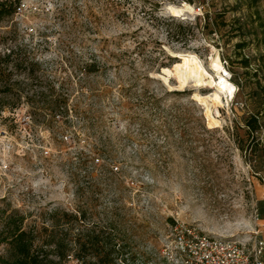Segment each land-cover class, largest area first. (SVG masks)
Instances as JSON below:
<instances>
[{
	"label": "rangeland",
	"instance_id": "obj_1",
	"mask_svg": "<svg viewBox=\"0 0 264 264\" xmlns=\"http://www.w3.org/2000/svg\"><path fill=\"white\" fill-rule=\"evenodd\" d=\"M169 5L184 15L166 12ZM255 11L252 41L246 22ZM181 22L194 30L185 31V44L166 38ZM161 49L194 54L213 76L217 55L242 89L230 82L227 98L195 75L180 77L177 57L158 67ZM9 51L11 91L0 81V264L10 259L6 217L40 225L53 208L82 207L89 221L107 217L124 257L141 264H170L161 248L176 221L226 237L260 229L264 238V0H20L0 21L1 64ZM16 56L29 64L19 66ZM90 63L96 73L85 71ZM51 97L66 98L68 118L43 115ZM137 97L187 108L184 132L158 126L157 111ZM253 114L260 127L251 139L243 123Z\"/></svg>",
	"mask_w": 264,
	"mask_h": 264
},
{
	"label": "trees",
	"instance_id": "obj_2",
	"mask_svg": "<svg viewBox=\"0 0 264 264\" xmlns=\"http://www.w3.org/2000/svg\"><path fill=\"white\" fill-rule=\"evenodd\" d=\"M19 4L20 0H0V21L5 17L14 15ZM205 17L206 21L208 19L207 14ZM257 21H260V16L255 11L251 14L250 20L246 22L250 25L247 30L249 40L256 41L258 38V26L254 29V24H258ZM259 26H263L262 23ZM186 30L193 33V25L177 23L174 29L166 31V38L175 43L185 44L183 38ZM245 40L244 37L234 44V54L245 47L247 44ZM10 53L11 51L7 57H3V61L1 60L3 63H0V81H3L4 90L7 91H11L10 87H12V84L9 83V73L5 67L8 63L6 61L12 57ZM159 54L163 57L162 61L158 63V67H170L177 61L176 57L165 53L162 49ZM12 60L19 66L29 64L19 56H16L15 59L12 58ZM223 60L227 62V60ZM240 61L244 68L249 66V57L241 56ZM85 71L90 74L96 73L98 69L94 63H90L85 67ZM260 71H263L262 65H259L255 72ZM221 73L226 78L227 73L224 72L223 68ZM254 76L257 77V73H254ZM262 76L264 84V75L262 74ZM229 80L239 89H242V81L239 78L230 77ZM256 82L260 83L259 81ZM181 94V91H163V95L178 96ZM162 101L163 107L160 105ZM137 102L139 105L148 108L150 112L157 111V121L160 122L158 126L167 125L170 130L168 132H184L182 128L187 124L183 122L186 120L185 111L187 108L174 103L173 105H166L165 97H137ZM125 105L130 106V103L125 102ZM59 113L68 118L67 100L66 98L51 97L46 106L43 107V115L54 120ZM262 114L264 115V108ZM197 116L198 120H203L201 111H198ZM190 117L192 118L193 115ZM198 125L206 129L205 123H198ZM243 126L247 136L253 139L254 132L260 127L258 115H248ZM85 157L88 158L87 155ZM87 162L88 160H84L85 164ZM87 176H92L91 172L87 171ZM88 215V210L82 207L73 211L53 208L47 213V218L40 225L36 221H33L31 225L25 224L23 215H16L15 218L11 215L6 217L2 242H5L9 247L10 259L8 264H63L67 259L75 260L80 264H141L124 257V245L117 233L114 232L112 223L107 217L99 221H89Z\"/></svg>",
	"mask_w": 264,
	"mask_h": 264
},
{
	"label": "built area",
	"instance_id": "obj_3",
	"mask_svg": "<svg viewBox=\"0 0 264 264\" xmlns=\"http://www.w3.org/2000/svg\"><path fill=\"white\" fill-rule=\"evenodd\" d=\"M161 253L170 264H264V238L260 229L244 238L226 237L176 221L169 227Z\"/></svg>",
	"mask_w": 264,
	"mask_h": 264
},
{
	"label": "bare ground",
	"instance_id": "obj_4",
	"mask_svg": "<svg viewBox=\"0 0 264 264\" xmlns=\"http://www.w3.org/2000/svg\"><path fill=\"white\" fill-rule=\"evenodd\" d=\"M186 7L189 9L190 5H187ZM183 11L184 10L182 8H177L171 5H169L166 9V12H169L176 16L184 15ZM173 55L177 56V58L180 61V63L175 64V71L179 73L180 77L181 76L189 77V75L193 77V75H195L197 78L202 79V81L203 80L207 81L210 85L213 84L216 87V90L220 93L225 94L227 98L233 97L234 86L232 83L228 81V79H226L222 75L221 73L222 65L217 55L212 60V64H211V71L212 74H214V76L211 75V73L204 70L198 58L194 54L175 52L173 53ZM166 72L170 73L168 69H166Z\"/></svg>",
	"mask_w": 264,
	"mask_h": 264
},
{
	"label": "water",
	"instance_id": "obj_5",
	"mask_svg": "<svg viewBox=\"0 0 264 264\" xmlns=\"http://www.w3.org/2000/svg\"><path fill=\"white\" fill-rule=\"evenodd\" d=\"M180 53H188V52H180ZM177 57V56H176ZM182 80V79H181Z\"/></svg>",
	"mask_w": 264,
	"mask_h": 264
}]
</instances>
